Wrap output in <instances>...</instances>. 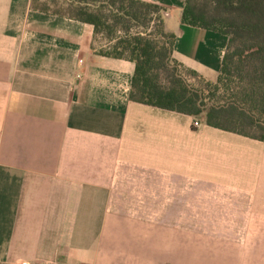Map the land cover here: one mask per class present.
<instances>
[{
    "label": "crops",
    "instance_id": "1",
    "mask_svg": "<svg viewBox=\"0 0 264 264\" xmlns=\"http://www.w3.org/2000/svg\"><path fill=\"white\" fill-rule=\"evenodd\" d=\"M31 1L0 0V264H264V142L130 100L116 38ZM141 1L216 80L230 36Z\"/></svg>",
    "mask_w": 264,
    "mask_h": 264
},
{
    "label": "trees",
    "instance_id": "2",
    "mask_svg": "<svg viewBox=\"0 0 264 264\" xmlns=\"http://www.w3.org/2000/svg\"><path fill=\"white\" fill-rule=\"evenodd\" d=\"M116 38L100 54L135 63L129 98L264 142V0H186L182 23L230 36L215 81L173 56L163 6L141 0H32ZM120 33L118 36L117 33Z\"/></svg>",
    "mask_w": 264,
    "mask_h": 264
},
{
    "label": "built area",
    "instance_id": "3",
    "mask_svg": "<svg viewBox=\"0 0 264 264\" xmlns=\"http://www.w3.org/2000/svg\"><path fill=\"white\" fill-rule=\"evenodd\" d=\"M194 125H195V126H198L199 123H198L197 121H195V122H194ZM24 264H29V263H26V262H25ZM47 264H49V263H47Z\"/></svg>",
    "mask_w": 264,
    "mask_h": 264
},
{
    "label": "rangeland",
    "instance_id": "4",
    "mask_svg": "<svg viewBox=\"0 0 264 264\" xmlns=\"http://www.w3.org/2000/svg\"><path fill=\"white\" fill-rule=\"evenodd\" d=\"M166 13L164 12V15H165ZM215 81V80H214Z\"/></svg>",
    "mask_w": 264,
    "mask_h": 264
}]
</instances>
